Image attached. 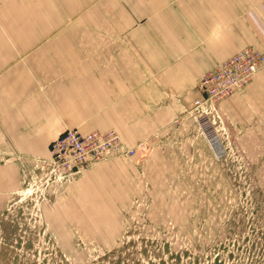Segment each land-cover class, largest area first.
<instances>
[{
	"label": "rangeland",
	"instance_id": "rangeland-1",
	"mask_svg": "<svg viewBox=\"0 0 264 264\" xmlns=\"http://www.w3.org/2000/svg\"><path fill=\"white\" fill-rule=\"evenodd\" d=\"M111 2L69 8L44 31L82 33L93 47L97 40L110 49L100 56L109 61L112 45L124 39H112L111 24L91 18L110 15ZM245 86L218 102L215 118L181 101L162 127L151 131L154 124L141 121V135L132 143L122 138L133 155L67 178L40 166L49 150L13 147L0 127V264H264V129L245 127L252 121L243 120V100L225 104ZM159 109L166 105L154 103ZM87 110L126 123L122 105L89 103Z\"/></svg>",
	"mask_w": 264,
	"mask_h": 264
},
{
	"label": "crops",
	"instance_id": "crops-1",
	"mask_svg": "<svg viewBox=\"0 0 264 264\" xmlns=\"http://www.w3.org/2000/svg\"><path fill=\"white\" fill-rule=\"evenodd\" d=\"M89 1L0 0V56L7 57L0 61V127L11 146L47 151L67 128L110 126L132 143L141 121L160 128L175 117L176 103L203 96L195 83L201 72L242 48H264V0H112L110 15L91 18L111 24L112 39H124L122 47L112 43L113 57L104 62L100 56L110 49H99V41L93 47L82 33L44 31L57 14ZM242 100L243 120L252 121L245 127L264 129V68L225 104ZM89 103L122 105L126 123H114L109 113L104 121L89 116ZM154 103L166 110H153Z\"/></svg>",
	"mask_w": 264,
	"mask_h": 264
},
{
	"label": "built area",
	"instance_id": "built-area-1",
	"mask_svg": "<svg viewBox=\"0 0 264 264\" xmlns=\"http://www.w3.org/2000/svg\"><path fill=\"white\" fill-rule=\"evenodd\" d=\"M262 68L264 50L253 47H245L217 63L200 75L197 87L203 96L193 101L192 111L206 117L211 114L215 118L218 102L244 87ZM208 124L211 126L209 120ZM48 150L50 159L40 166L59 178L135 152L134 146L127 145L114 129L81 132L77 128L65 129L51 141Z\"/></svg>",
	"mask_w": 264,
	"mask_h": 264
},
{
	"label": "flooded vegetation",
	"instance_id": "flooded-vegetation-1",
	"mask_svg": "<svg viewBox=\"0 0 264 264\" xmlns=\"http://www.w3.org/2000/svg\"><path fill=\"white\" fill-rule=\"evenodd\" d=\"M245 264H251L250 262H248V258H246Z\"/></svg>",
	"mask_w": 264,
	"mask_h": 264
}]
</instances>
